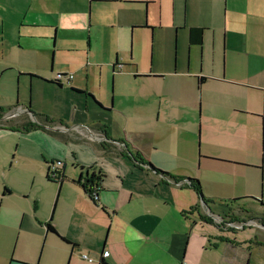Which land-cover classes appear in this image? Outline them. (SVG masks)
Masks as SVG:
<instances>
[{
  "label": "crops",
  "instance_id": "obj_1",
  "mask_svg": "<svg viewBox=\"0 0 264 264\" xmlns=\"http://www.w3.org/2000/svg\"><path fill=\"white\" fill-rule=\"evenodd\" d=\"M14 2L22 20L53 31L50 69H26L53 95L55 129L23 104L1 106L24 109L4 123L33 126L0 124V238L43 242L36 264H264V246L250 241L264 229L219 222L264 215V0ZM64 71L72 77L55 82ZM185 157L206 162L208 179L163 168ZM55 160L62 181L49 178ZM98 171L95 200L75 179ZM189 177L220 217L190 208L200 196L178 183ZM15 247L0 251L8 264L34 261Z\"/></svg>",
  "mask_w": 264,
  "mask_h": 264
},
{
  "label": "rangeland",
  "instance_id": "obj_2",
  "mask_svg": "<svg viewBox=\"0 0 264 264\" xmlns=\"http://www.w3.org/2000/svg\"><path fill=\"white\" fill-rule=\"evenodd\" d=\"M19 9H22L21 6L17 5L14 0H0V106L6 109L16 104H23L30 112L36 113L37 115L44 114L50 117L48 116V111L53 108V104H51L53 95L47 88H42L48 87V85L40 81L37 77L31 76V71H27L26 68L39 65L50 69L52 61V52H50V48H52L53 45V31L44 23H36V25H33L35 23L29 24L27 18L22 20L23 13ZM40 20L46 21L47 19L46 17H41ZM158 32L156 53L157 49L158 52H160L162 41V37H160L161 33L160 31ZM64 73L71 72L64 71ZM61 79H64V76L61 77ZM45 116L43 119H45ZM196 145L198 147V141ZM167 161L168 162L162 163L165 169H177L181 174H190L189 176L191 177L195 174H202L203 178L206 180L208 179V176L203 173L204 169H202V165H205L206 162L202 160L185 157L181 160L172 158ZM256 173L257 184L259 186L258 196H260L262 193L261 183H259L261 170L258 169ZM200 184L202 193L205 196L201 181ZM253 202L256 203L250 198H247L243 200L241 204L250 206L254 204ZM196 207H201L203 211L208 214V211L203 208L206 206L202 203L201 199ZM253 218L256 219V223H259L257 217ZM219 222H221V219H219ZM248 225H251L255 230L258 229V232L261 233V224L257 225L250 223ZM26 237L28 236L24 234V236L17 241L13 239L11 244L0 238V251L3 252L5 248L7 249V247H9V249L11 248V252L16 246L14 252L15 256H26L28 259H33L34 261L30 262L25 260V262L36 264L37 260L44 256L43 242H41L37 248H34L35 244L33 245L32 241ZM16 258L13 257V259ZM4 259L5 258L0 256V264H8V261H4ZM66 263L69 264L68 257L65 260V264ZM13 264L16 263L14 262Z\"/></svg>",
  "mask_w": 264,
  "mask_h": 264
},
{
  "label": "trees",
  "instance_id": "obj_3",
  "mask_svg": "<svg viewBox=\"0 0 264 264\" xmlns=\"http://www.w3.org/2000/svg\"><path fill=\"white\" fill-rule=\"evenodd\" d=\"M202 30L203 28L200 27V26H193V27H190L189 29V40L190 42H200L201 39H202ZM55 81H57L58 83L59 82V79H55ZM4 110L3 108L0 106V117L4 114ZM45 119L49 122V123H52V119H50L49 117L45 116ZM1 125H4V126H7V128H11V129H21V130H27L29 127L33 126V123H28L27 125L25 124H18V125H12L10 122H0ZM129 155L135 159L137 162H141L142 161V157L141 155L136 152V153H131L129 152ZM50 173V168H49V171ZM49 178H52V179H55V180H58V181H62L64 176L63 174L61 173V171H57V173L54 175V176H51L49 174ZM104 176V173L101 172V171H98V172H91L89 174H85L84 176H80L79 178L75 179V181L81 186L82 190L91 198V199H95L93 196V187L94 185H96L97 187H99L100 189V184H101V181H102V178ZM175 181H177L176 178H174ZM189 182L187 183L189 186L193 187L197 193L199 194V196L202 198L203 201H205L206 203H208V201L210 200V198L206 197L203 195L202 193V190H201V187H200V184H199V181L198 179L196 178H190L189 177ZM252 197V196H250ZM237 199V198H235ZM96 200V199H95ZM199 203H197L194 207H190L192 209H195L196 206H198ZM243 208V207H242ZM184 212H188V211H184ZM222 217V220L220 222V225L222 226H225V223L227 222H236V223H240L241 221L239 219H237L236 217H229V220L226 219L225 216H221ZM200 218L201 219H204V220H212V218L210 216H206V215H203V214H200ZM251 218L250 215L248 217V219ZM258 222L261 224V225H264V215L263 216H259L258 217ZM244 221V220H243ZM47 228L48 229H51V230H54V227L53 225L50 223V222H47ZM225 228H228V229H234L233 226H227ZM250 241H253V242H256L260 245H263L264 246V231L262 232L261 235H254L253 238L250 239Z\"/></svg>",
  "mask_w": 264,
  "mask_h": 264
},
{
  "label": "water",
  "instance_id": "obj_4",
  "mask_svg": "<svg viewBox=\"0 0 264 264\" xmlns=\"http://www.w3.org/2000/svg\"><path fill=\"white\" fill-rule=\"evenodd\" d=\"M22 110H24V109L22 108V109H19V110H16V111H13V110H12V111H9V112L5 113L4 115H2V116L0 117V122H3V121H5V120L8 119V118H12L14 115H18V113L21 112ZM31 113L33 114V118H34V117H35V119H36V118H41V117H40L39 115H37L36 113H33V112H31ZM43 124H44L46 127H48L49 129H55V127L52 126L51 124H49V123L47 122L46 119H43ZM71 130L73 131L74 128H72ZM84 130H85L87 133L92 134V135H98V136H99V135L101 134V133H99L98 131H96V130H94V129H90V130H88L87 128H85ZM113 143H114L115 145L119 146V147L124 146V145H123L122 143H120L119 141H113ZM200 199H201L202 203L206 206V210L208 211L209 214L220 217V214L215 213L214 211H212L211 208H210V206H209L208 204H206V202L203 201L201 197H200ZM253 219H254V218L250 219V221H252ZM248 223H249L248 220H246V221L242 222L241 224L244 225V224H248Z\"/></svg>",
  "mask_w": 264,
  "mask_h": 264
},
{
  "label": "built area",
  "instance_id": "obj_5",
  "mask_svg": "<svg viewBox=\"0 0 264 264\" xmlns=\"http://www.w3.org/2000/svg\"><path fill=\"white\" fill-rule=\"evenodd\" d=\"M120 66H121V64H120ZM63 76H65L66 78H68V79H70L71 77H72V73H62V72H59V73H57L56 74V79H61V77H63ZM263 118H264V116H263ZM62 165V161L61 160H55V161H51L50 163H49V168H50V175L51 176H54L56 173H57V169H58V167L59 166H61ZM169 180H171L172 182H176V181H174L173 179H169ZM188 183L189 181H180V182H178V183ZM99 190V187H97L96 185H94V187H93V194H94V198L95 199H97L98 198V196H97V191ZM255 220L256 219H253L252 221H250V219L248 220V224H250V223H254V224H257V225H260L259 223H256L255 222ZM232 224H233V222H231ZM230 223V224H231ZM234 225H236V226H238V227H241V226H243L241 223H234ZM260 227L262 228V229H264V225H260ZM104 253H107V250H104ZM82 257H84V258H87L88 260H92V257L91 256H88L87 254H82Z\"/></svg>",
  "mask_w": 264,
  "mask_h": 264
}]
</instances>
